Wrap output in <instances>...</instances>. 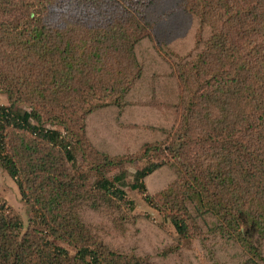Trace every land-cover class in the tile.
I'll return each instance as SVG.
<instances>
[{
    "label": "trees",
    "instance_id": "obj_1",
    "mask_svg": "<svg viewBox=\"0 0 264 264\" xmlns=\"http://www.w3.org/2000/svg\"><path fill=\"white\" fill-rule=\"evenodd\" d=\"M154 3L0 0V88L6 85L5 75L29 87L32 97L26 109L12 96L8 104H0V165L15 180L29 209V228L22 232L21 218L0 198V264H150L149 257L109 247L83 221L73 204L78 188L66 172V163L75 166L72 142L61 130L44 125L39 106L50 91L77 81L75 63L82 69L81 82L91 75L89 89L115 91L114 103L123 108L132 65L134 85L143 78L136 46L152 35L148 7ZM100 4L105 6L96 19L86 26L78 18L74 31L52 19H69ZM177 8L180 18H196L198 23L189 52L166 61L176 87L164 94L177 122L153 128L155 138L141 145L145 163L135 171L131 186L184 238L190 236L187 201L198 199V215L215 219L212 230L225 232L247 251L241 264H262L258 243L264 234V210H254L251 197L258 194L264 203V0H179ZM109 38L127 56L113 64L98 63L87 74L84 56L72 51V43L80 46L88 39L99 45ZM53 48L58 51L54 58ZM12 128L31 136L22 153L9 149ZM92 157L100 166L117 163L96 149ZM162 165L173 168L175 179L157 195L148 194L144 178ZM123 178L122 173L103 176L96 188L124 200L125 191L117 186Z\"/></svg>",
    "mask_w": 264,
    "mask_h": 264
},
{
    "label": "rangeland",
    "instance_id": "obj_2",
    "mask_svg": "<svg viewBox=\"0 0 264 264\" xmlns=\"http://www.w3.org/2000/svg\"><path fill=\"white\" fill-rule=\"evenodd\" d=\"M178 1L157 0L156 4L148 7L152 35L143 38L136 46V53L145 71L143 78L134 85L132 65L133 77L122 99L126 102L123 108H118L114 103L117 98L115 91L112 94L89 89L88 85L93 80L91 75L84 77L81 82L82 69L73 63V74L77 81L73 85L70 83V88L61 86L57 91H50L51 95L42 102L39 110L46 127L59 129L69 136L76 160L75 166L66 163V172L69 173L68 179L72 177L73 180L74 177L78 188L73 204L79 209L91 232L109 247L119 252L149 257L150 264H241L247 251L236 240L228 239L225 232L212 230L215 219L209 214L205 217L198 215L197 208L201 204L198 199L187 201L190 236L184 238L163 213L144 199L142 192L131 186L135 171L145 163V159L140 157L141 145L150 142V137L155 138L153 128L172 126L177 122V112L164 94L171 85L175 86L173 78L169 77L170 67L166 61L171 62L170 55L175 57L189 52L193 46L194 32L198 28L196 18H180ZM104 6L100 4L85 8L71 14L69 19L62 20L59 15H54L52 19L59 20L58 27L74 31L78 26L74 21L80 18L87 26L102 12ZM71 47L75 54H83L87 74L95 70L98 63L113 64L114 60L119 62L127 56L121 44L110 38L99 45L86 39L80 46L74 42ZM52 50L54 58L58 51L55 48ZM4 79L6 85L0 88V104H8L12 96V100L17 98L19 107L29 108L32 98L30 88L20 86L5 75ZM93 83L99 84L98 81ZM4 86L5 89L10 87L11 94L4 91ZM30 137L29 133L22 130L9 129L8 145L11 152L22 153L23 145L30 141ZM163 139L160 136L159 140ZM94 149L116 158L117 163L100 166L92 157ZM97 165L99 169H96ZM121 173L124 178L117 186L125 191L124 200L97 190L96 180ZM30 176H33L32 172ZM174 179L173 168L162 165L144 178L146 191L157 195ZM0 198L19 215L22 232L26 231L29 228L28 206L21 199L15 180L1 165ZM251 201L254 210H264V203L258 194L252 196ZM258 244L264 258V234Z\"/></svg>",
    "mask_w": 264,
    "mask_h": 264
}]
</instances>
